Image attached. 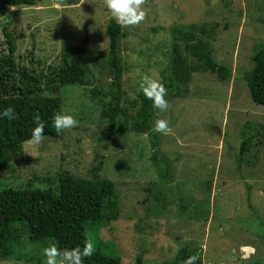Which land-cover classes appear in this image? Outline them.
Instances as JSON below:
<instances>
[{
  "label": "rangeland",
  "instance_id": "rangeland-1",
  "mask_svg": "<svg viewBox=\"0 0 264 264\" xmlns=\"http://www.w3.org/2000/svg\"><path fill=\"white\" fill-rule=\"evenodd\" d=\"M142 8L140 23L122 27L123 71L113 90L126 109L120 121L128 125L140 107L133 100L141 92V77L150 73L163 80V72L173 73L177 55L171 51L177 43L188 71L183 92L170 96L169 108L158 110L151 124L165 118L170 133H159L153 146L145 132L106 131L88 87L50 88L43 94L59 95L63 111L78 125L62 138L24 142L10 168L0 170V188L29 182L50 188L63 170L87 178L96 173L112 180L120 197L118 221L101 228L100 237L115 243L122 264H138L139 256L142 264L171 262L185 245L202 254V264H258L254 261L264 257V105L253 101L243 75L264 45V0H144ZM112 19L104 0L9 5L0 16V51L7 48L4 21L18 62L30 67L33 61L38 72L59 64L65 50L88 34L86 64L93 85L107 87L114 79L106 33ZM190 25L197 26L196 39L209 43L211 57L231 69L226 78L204 70L203 60L185 48L187 41L198 42L179 33ZM246 135L249 150L239 164ZM99 163L101 169L94 170ZM88 237L100 247L91 232ZM29 244L25 235L17 250L28 253ZM0 264L38 263L4 259Z\"/></svg>",
  "mask_w": 264,
  "mask_h": 264
},
{
  "label": "trees",
  "instance_id": "trees-1",
  "mask_svg": "<svg viewBox=\"0 0 264 264\" xmlns=\"http://www.w3.org/2000/svg\"><path fill=\"white\" fill-rule=\"evenodd\" d=\"M40 1L42 0H0V16L6 15L9 5L28 6ZM6 23L4 21L3 31L7 48L0 51V109L12 106L18 117L13 121L0 118V170L10 168L12 157L22 152L24 142L28 141L31 130L35 127V114H39L41 122L45 125L44 137H63L65 130L58 134L51 126L52 117L63 111L62 98L59 95H44L43 91L50 88L57 90L58 87L66 85L88 87L89 97L100 105V117L106 123V131H114L117 128L123 133L145 132L149 134L151 144L155 145L159 133L152 130L151 124L158 110L152 108L151 101L146 99L142 92L133 100L134 104L140 101V107L138 113L133 115L132 121L128 125L127 121H120L121 114H125L126 109L121 106L113 88L115 78L123 71L120 40L124 33L122 26L116 24L114 19L109 21L106 28L109 38L107 60L114 78L107 87L93 85L86 64L90 49L88 34H85L79 44L65 50L59 64L49 65L45 71L38 72L33 61L30 67L22 66L18 62L15 39ZM196 28L197 26L190 25L187 30L179 29L183 38L198 40L197 44L193 45L187 41L185 48L203 60L204 70L215 71L221 78H226L231 74V69L211 57L209 43L195 38ZM177 47L178 44L175 43L171 51L177 55V65L172 68L173 73H162V81L168 90L167 99L183 92L181 84L186 81L188 72ZM253 59V68L244 72L243 77L253 101L264 105V45L258 47ZM250 140L251 136L246 135L240 145L239 164L249 150ZM99 169L101 163L94 167V170ZM119 198L115 183L96 173L92 178H87L63 170L59 173L56 184L50 188L34 187L31 182L16 187L1 185L0 260L25 259L42 264V246L45 247L49 243H54L60 248L82 246L84 241L91 240L88 237L91 232L93 241L100 247L96 248L90 259L85 258V264H122L115 243L100 237L101 228L108 222L118 221L121 209ZM249 205L252 206L251 203ZM25 235H28L30 241L31 249L28 253L17 250ZM193 254L199 258L197 264H202V254L197 252L196 248L190 249L189 245L182 246L175 260L157 264H180ZM262 261L256 260L254 263L264 264V257ZM137 263L142 264L141 256L137 258Z\"/></svg>",
  "mask_w": 264,
  "mask_h": 264
},
{
  "label": "clouds",
  "instance_id": "clouds-1",
  "mask_svg": "<svg viewBox=\"0 0 264 264\" xmlns=\"http://www.w3.org/2000/svg\"><path fill=\"white\" fill-rule=\"evenodd\" d=\"M144 0H104V6L114 19L116 24L127 27L140 23L145 16L142 8ZM144 97L151 101L152 108L164 112L169 108L167 99V88L164 82L157 76L145 74L141 77L139 86ZM18 113L12 106L0 109V118H6L8 121L17 119ZM35 127L31 130L28 143L39 144L45 135V125L41 122L39 114L33 116ZM78 125L77 119L70 113L57 112L51 121V126L56 133L63 130L72 129ZM152 130L162 135L170 133L169 121L165 118H157L153 123ZM243 245L242 251L247 252ZM204 247V246H202ZM96 248L92 241H84L83 245H77L71 248H60L54 243H49L42 248V264H85V258H91ZM198 256L193 254L185 258L184 264H197Z\"/></svg>",
  "mask_w": 264,
  "mask_h": 264
}]
</instances>
